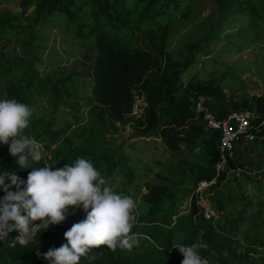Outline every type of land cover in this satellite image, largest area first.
Here are the masks:
<instances>
[{
	"label": "trees",
	"instance_id": "obj_1",
	"mask_svg": "<svg viewBox=\"0 0 264 264\" xmlns=\"http://www.w3.org/2000/svg\"><path fill=\"white\" fill-rule=\"evenodd\" d=\"M4 1L7 0H0V3ZM197 1L21 0L23 14L34 10L33 21L24 29L28 34L32 35L43 20L60 12L77 24L76 40L85 43L93 38V43L89 41V44H94L96 49L90 70L92 110L89 121L70 134L68 127L55 129V117L30 116L24 135L42 145L45 153V158L35 166L62 168L83 157L91 160L105 179L119 174L120 185L126 189L134 180V165L138 167L141 163L133 161L122 150L111 149L106 136L102 135L117 133V121L134 123L142 135L160 137L159 144L175 159L173 166L177 171L172 172V178L157 174V182L145 183L142 197L145 211L136 217L132 229L133 234H139L138 244L131 251L117 249L112 252L106 246L94 248L86 257H81L79 264H181L183 257L175 247L193 243L199 245V255L210 258L212 264L213 254L218 264H228L227 255H233L242 264H264V247L237 249L239 224L235 220L226 219L235 229L229 240L217 229L215 221L203 217L205 208L199 204L197 189L202 183L222 185L228 171L243 169L246 163L229 160L224 170L218 171L220 134L206 129L193 111L194 103L201 98L210 99L214 103L212 109L219 117L231 111L251 112L254 115L253 132L259 142L264 141V94L229 99L226 90L234 91L236 85H244L239 71L226 69L221 75L214 72L205 79L192 72L184 78L195 64L194 56L174 59L168 51V39L177 14L187 18ZM235 1L236 7L230 16L246 8L257 16L256 0ZM257 1L264 13V0ZM217 3L221 8L226 7V0H217ZM16 20L15 13L0 10V41L15 37ZM225 22H221L214 35L223 32ZM212 38L218 41L215 36ZM196 46L188 48L192 53L201 52L200 46ZM18 64L0 63V99L15 98L32 110L33 97L29 93L34 85L30 76L11 74ZM73 76L60 78L57 82L66 88ZM136 90L146 93L149 103L142 120L130 116ZM183 146L194 153L192 159L179 158ZM8 147L0 144V172L16 170L17 176L26 181L32 169H17ZM259 156L264 157V149ZM3 196L0 191V199ZM184 200L188 204L183 209ZM212 203L217 212H225L226 204L222 198H213ZM69 213L72 214L65 222L51 226L45 232L42 230L27 246L11 245L19 235L17 231L10 234V239L0 238V264H49L43 254L67 243L64 233L86 216L82 208H70Z\"/></svg>",
	"mask_w": 264,
	"mask_h": 264
},
{
	"label": "rangeland",
	"instance_id": "obj_2",
	"mask_svg": "<svg viewBox=\"0 0 264 264\" xmlns=\"http://www.w3.org/2000/svg\"><path fill=\"white\" fill-rule=\"evenodd\" d=\"M254 6L258 10L257 16L249 8L230 16L236 7L235 0H226L223 8L217 0H198L187 18L177 14L168 39V51L176 60L194 56L195 64L189 68L185 79L192 72L205 79L214 72L221 75L226 69L239 71L244 85H236L234 91L226 90L229 99L264 94V13L260 2L256 0ZM0 10L15 13L18 27L12 40L0 41V63H19L11 74L30 76L34 85L29 93L34 104L31 115L55 117V129L68 127L70 134L73 133L89 121L92 110L90 70L96 49L89 41L93 43V38L85 43L77 41L74 33L78 30L77 24L60 12L43 20L32 35L28 34L24 29L33 21L34 10L23 14L21 0L4 1L0 3ZM223 20L226 21L223 32L214 35ZM213 36L218 41H214ZM192 45H199L201 52L192 53L188 48ZM69 75L74 76L67 87L59 85L57 80ZM117 127V133L102 134L110 148L122 150L141 164L134 165L135 177L126 189L120 185L119 174L106 177L107 186L116 192L128 193L136 202L134 215L139 217L145 211L142 200L145 183L157 182V174L172 178V172L177 171L173 166L175 159L168 156L166 148L159 144L160 137L140 134L129 121H117ZM263 149L264 141L250 145L243 139L237 143V159L246 163L245 168L228 171L227 180L222 185L207 186L202 195L198 193L199 204L214 212L213 221L223 237L230 240L235 233L233 226L226 222L227 218L239 224L236 239L239 251L247 246L264 247V157L259 156ZM193 157L194 153L183 146L179 158ZM213 198L223 199L226 204L224 213L214 209ZM187 204L188 201L184 200L183 209ZM213 256V264H218ZM225 260L228 264H242L233 255L225 256Z\"/></svg>",
	"mask_w": 264,
	"mask_h": 264
},
{
	"label": "clouds",
	"instance_id": "obj_3",
	"mask_svg": "<svg viewBox=\"0 0 264 264\" xmlns=\"http://www.w3.org/2000/svg\"><path fill=\"white\" fill-rule=\"evenodd\" d=\"M30 116L26 104L15 98L0 99V144L9 146L17 169H32L26 181L17 176L16 170L0 172V191L4 193L0 199V238L10 239V234L17 231L19 235L11 245L27 246L42 230L65 222L72 214L70 208H82L86 216L64 233L67 243L50 248L43 259L49 264H79L81 257L101 246L112 252L131 251L139 235L132 233L136 222L134 199L107 186L92 161L83 157L62 168L35 166L45 153L42 145L24 135ZM175 248L183 257L181 264H209L199 255L196 243Z\"/></svg>",
	"mask_w": 264,
	"mask_h": 264
},
{
	"label": "built area",
	"instance_id": "obj_4",
	"mask_svg": "<svg viewBox=\"0 0 264 264\" xmlns=\"http://www.w3.org/2000/svg\"><path fill=\"white\" fill-rule=\"evenodd\" d=\"M214 103L210 99L201 98L193 105V111L198 119H200L207 130L218 131L220 134L218 146L221 153V162L217 165L218 171H223L228 165L229 160H236L237 154L235 146L243 139L247 140L250 145L257 142L254 134V126L252 120L254 115L249 111H231L227 115L219 117L213 108ZM149 103L146 93L136 90L133 93V105L131 118L134 120L144 119ZM214 182H204L197 189V194H203L204 188L212 186ZM203 217L206 220H214L215 214L209 210H205ZM212 264L210 259L205 258Z\"/></svg>",
	"mask_w": 264,
	"mask_h": 264
}]
</instances>
